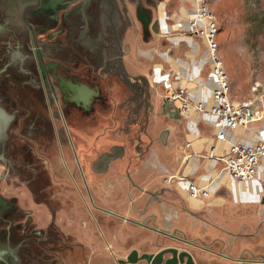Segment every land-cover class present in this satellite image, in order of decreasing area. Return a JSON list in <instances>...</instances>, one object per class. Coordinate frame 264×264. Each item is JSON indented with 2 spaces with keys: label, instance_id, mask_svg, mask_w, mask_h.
<instances>
[{
  "label": "flooded vegetation",
  "instance_id": "obj_1",
  "mask_svg": "<svg viewBox=\"0 0 264 264\" xmlns=\"http://www.w3.org/2000/svg\"><path fill=\"white\" fill-rule=\"evenodd\" d=\"M17 1L7 0V7L14 13L21 8L23 40L8 27L9 21L0 23V34L9 32V43L5 41L4 47L0 43V184L5 182L0 189V246L46 245L61 257V248L86 244V236L76 240L65 234L75 227L71 191L76 187L83 211L103 215L104 224L106 215L128 221L120 211L105 206L103 196L90 193L92 181L100 187L126 185L129 192L140 191L146 196L139 213L148 216L147 232L164 240H187L185 234L170 229L174 216L186 210L184 202L178 196L179 208H173L168 199L172 189L165 183L168 170L153 161L152 70L136 74L124 62L118 31L124 27L123 5L128 4L125 0ZM134 1L128 6L133 16L160 30L158 15L152 22L143 0ZM162 1L146 3L157 7L158 13ZM113 78L122 84L123 98H115ZM110 105L116 113L108 112ZM163 106L161 115L164 102ZM109 117L120 121L116 131L93 128ZM166 135L164 129L159 139L164 142ZM140 169L157 172L164 183L156 190L142 189L134 178ZM63 185L68 186V194ZM153 203L159 211L152 210ZM84 227L90 228L87 223ZM0 264L5 263L0 260Z\"/></svg>",
  "mask_w": 264,
  "mask_h": 264
},
{
  "label": "crops",
  "instance_id": "obj_2",
  "mask_svg": "<svg viewBox=\"0 0 264 264\" xmlns=\"http://www.w3.org/2000/svg\"><path fill=\"white\" fill-rule=\"evenodd\" d=\"M17 3L21 4V0L17 1ZM7 4V0H0V23L5 24V22L9 21L8 27H12L15 29L17 38L21 42L23 40L22 32L24 31L21 20L19 19L21 15V8L20 10H17V13H14L12 12V8L10 9L7 7ZM128 6L129 5H127V7L123 5V25H125V21H129V19L132 20L134 15L133 12L129 10L130 8ZM161 11L162 13H160ZM160 12L158 14L160 30L156 31H159L161 33L160 35L162 36L161 38L167 41V46H165L163 50H159L158 52V56H161L163 62L157 60L156 56H154L155 54L157 55V47H155L154 49H146L147 51H149L147 52L149 53V55L153 54L151 55L152 57L148 56L146 52L139 53L142 48H139L138 50V53L141 57L143 56L144 58H148L150 60H153L154 62V68H150V70H152V74L151 76L149 75L150 81L152 82V84H154L155 87L151 99L155 111L154 116L161 115L160 111L157 112V108L159 106L161 107L162 105V108L164 107L163 103L161 104V101L155 98V93H157V90L159 88H162L164 84L173 81L172 74L175 70H181L184 76L190 78L191 74L186 71V69L191 68L193 76H195L197 79H207L208 82H211V80L213 79L212 75L210 74V69H208L209 67L206 68L209 61L208 56L203 55L201 46H199L198 48L197 46L186 40L184 37H181L179 35L180 32L178 30V25H183V23H185L183 13L181 11H174L173 13H169L166 9V5L160 6ZM166 15H169V17H166ZM8 33L9 32L6 31L0 34V41L3 42L2 44H5V37L8 36ZM179 40L183 41L181 45H179V43H172L178 42ZM182 45H184L186 48L182 49ZM123 50V54H125L126 59L127 54H130L132 52L133 47L131 46V44H126L125 47L123 46ZM19 51H21V48L19 49ZM166 63L167 65H165ZM201 68L204 69L200 71ZM207 69L208 73L206 75L203 74V71ZM148 73L146 72L141 74L147 75ZM176 83L191 86L193 88L192 94L196 98L199 97L204 99L209 96L208 90H196L194 88V85L185 79H181ZM112 87L114 89L113 85ZM164 103L166 104L165 100ZM108 112L112 114L116 113L112 109H110ZM174 112L179 113L177 107H173L171 112L166 108L162 116L170 115V113L175 114ZM179 117L182 118L183 116L179 113ZM186 120L188 130L185 131V141L179 144V150L176 154L177 156L171 159L168 156L166 150L168 149L169 142L172 141V138L176 139V133L172 130L171 127L167 129L164 128L167 135L164 139V142H162L159 139V135L164 129L158 132V129H156V126L154 125V121L156 120L152 119L150 130L152 136L155 138L152 144L155 154V160L153 161L162 163L164 167L167 168L168 171L165 176L186 173L191 174L190 176H193V178H198L200 175L205 176L207 174L206 169L210 165V162L208 160L200 158L198 156H194L193 158L186 160L185 155L191 151L205 152L206 149H208L213 144V142H216L214 138V134L217 131V127L214 126L215 121L210 116L205 114H194L191 116V118H187ZM106 122H108V126L107 128H105V130L110 133H113L114 130L116 131L118 129V126L120 125V121L118 120V118L116 120H113L109 117L106 119ZM201 123H204L206 126L210 127L211 130L208 133H205L200 126ZM94 124L95 126L98 125L97 123ZM228 136L231 139L245 140L255 139L257 136L264 137V120L255 123L252 126L251 131L239 129L229 132ZM188 139H191L193 141L192 148L185 147V143ZM158 140L160 141V145L157 144ZM177 143L172 141L173 147L176 146ZM196 168L198 169V171L197 173L193 174V171ZM134 178L138 182L140 187L144 190H156L159 185H161V183H164L162 182V180H160L159 174L157 172L153 173L150 169H147V172L145 173H143L140 169L137 173H135ZM263 180L264 165L260 169L259 179L255 182L239 184L233 180H230L229 178L224 179V183L220 182L214 185V192L211 198L202 200L190 198L187 195V192L182 188V186L181 189H178L174 185L169 186L171 187L172 191L177 194V196L182 198L186 209L185 211H180L177 217L174 216L170 228L171 233H176L179 236L185 234V238L189 241H196L197 243L201 241V245L206 247L204 249L213 251H210V253L218 257V259L216 258L217 264H224V262L226 264H231V262H227L219 254H226L230 257H237L243 253V247L249 245L252 246L251 248H255L256 254H259V252L264 253V248L260 247L262 243L258 244L263 241V238L258 239V241L260 242L255 241L256 239L254 238H248L249 234H251L249 236L252 237L251 232H253L258 223H262V220L264 219V212L261 208L255 215L254 213H251L252 211H250L249 209L252 204L259 205V198ZM137 192L139 193V200L141 203L140 206H142L146 196H144L140 191ZM172 203L173 208H179V203L174 201ZM151 208L155 211L157 210L158 205L157 207L151 206ZM186 214L189 215L190 219H192V228L196 230L199 229V233L192 234L191 227L185 225L184 222H181L182 218L187 219ZM142 215H144L142 217V220L145 219V217V220H147V214H140V216ZM150 220H148V222ZM156 223L159 225L160 219L156 220ZM253 225H255L254 229ZM180 232L183 234L180 235ZM144 233L147 234V231ZM241 234H245L244 242H238L237 240V237ZM5 235H7V237L10 236L9 234ZM4 238L3 242L6 241V237ZM128 240L137 242V240L132 237H129L127 241ZM86 244L87 245L81 244L69 246L66 258L65 256L58 257L57 255H55V248L53 247L44 248V245L38 247L35 244H33L32 246L28 244V246L17 247L8 243L7 245L0 246V260H2L5 264H117L116 256L112 257L111 260L107 256L109 249L106 243L101 241L92 242L88 240ZM253 244H256V246H254ZM245 255L248 256L247 253H245ZM9 258L12 259V262H10ZM86 258H88V260H85Z\"/></svg>",
  "mask_w": 264,
  "mask_h": 264
},
{
  "label": "rangeland",
  "instance_id": "obj_3",
  "mask_svg": "<svg viewBox=\"0 0 264 264\" xmlns=\"http://www.w3.org/2000/svg\"><path fill=\"white\" fill-rule=\"evenodd\" d=\"M94 1L96 3L98 0ZM158 1L161 0H152V2L155 4ZM125 2L128 5H132V2L135 1L125 0ZM143 2L145 3L144 5L147 6H145V8L147 9L148 13L150 12L149 15L153 22V19L159 14V12H156L157 7L150 6V4L146 3V0H143ZM183 5L186 6V8H190L191 6L187 0H170L166 4V9L169 13H173L174 11L180 12ZM14 6L17 7L15 3ZM17 8L19 9L20 7ZM211 9L217 16L219 25V53L229 73L234 99L241 100L250 96H258L262 98V107L264 109V0H211ZM160 13H162V11ZM118 33L122 47H125L126 44H131L133 47L132 52L127 54L126 59L124 54V62L131 72L136 74L146 72L148 73L150 68H154L153 60L144 58L143 56L141 57L139 54L146 52L148 56L152 57L151 55L153 54L149 55V53H147L149 51L146 49H154L157 47V55L155 54L154 56H156L157 60L162 61L161 56H158V52L167 46V41L161 38L162 36L160 35L161 33L159 31H156L153 26H148V24L144 20H141L138 16H133L130 23L126 21L124 27L120 28ZM5 38V41L9 40L7 36ZM198 41L201 44V50L203 52L205 50V44L202 39H198ZM182 42V40H179L178 42L172 43H179V45H181ZM0 43L2 44L3 42L0 41ZM4 46H6V44H2V47ZM139 48H142L140 52L138 51ZM181 48L185 49L186 47L182 45ZM204 56H208L207 53H205ZM82 60L83 62L85 61L84 58H82ZM82 64L83 63L81 62L80 65ZM165 65H167V63ZM208 67L210 68L209 61L206 68ZM208 69L203 71V74L206 75L208 73ZM113 81L115 82H113L114 90L116 92L115 98H123L124 93L122 84L117 82L115 78H113ZM155 98L160 100L161 104L164 102L165 97L162 88L157 90V93H155ZM177 106L178 102L166 101V108L170 112L172 111L173 107ZM111 108L112 107L110 105L109 110ZM159 111H162V105L161 107L159 106L157 108V112ZM174 113L175 114L170 113V115L167 116H152V119L156 120L154 121V125L156 126V129H158V132L164 128L167 129L171 127L176 133V139L172 138V141L177 143L179 140L177 145L173 147L172 141H170L169 147L166 150L168 156L171 159L177 156L176 154L179 150L178 146L180 143L185 141V131L188 130L186 125L187 117L182 115L184 118H180L179 113ZM107 126L108 122H106V119L103 121V123H99L97 126L93 124V128L97 129L98 131L107 128ZM200 126L205 133H208L211 130V128L206 126L204 123H201ZM157 144L160 145L159 140L157 141ZM159 177L163 182V176L159 175ZM0 185V189L3 190L5 182L2 181ZM64 188L65 193L68 194V186L65 185ZM89 189L93 196L97 194L103 196L105 199L103 204L111 209L120 211L122 216L127 218L128 221L115 216L104 215V219L106 220V224H104V220L100 218L103 215L99 214L98 212L90 214L91 212L89 210L83 211L80 209L83 198L80 196L81 192L79 188L76 187L75 190L71 191L74 199L73 207L75 214V227L71 229V233L65 231V234H70L71 237L74 239L76 238V240H82L81 237L86 236L87 241H101L106 243L109 249L107 256L110 258V260L114 256H116L117 259L125 258L128 252L133 248H138L141 253L144 251L156 252L160 247L172 244L191 251L194 254L198 264H217L216 260L218 257L212 255L210 252L201 250L199 248H194L191 245L178 243L175 240L160 239L156 232H147V234L144 233L148 231L145 226L146 217L142 220L144 215L140 216L141 213H139V209H141V203L139 200V193L136 190L129 192V189L126 185L117 187L113 186L112 184H106L100 187L99 185L94 184L93 181L90 183ZM89 198L90 197L88 195V199ZM168 199L170 202L174 201L179 203L178 196L174 191H169ZM156 204L157 203H153L152 207H157ZM249 209L252 211L251 213H254L255 215L257 214V211L259 212L260 206L258 204H252ZM159 210L160 208L158 207L157 211ZM186 216L187 219L182 218L181 222H184L185 225L191 227L192 234L199 233V229L196 230L192 228L193 222L189 215L186 214ZM149 222L152 224L153 220ZM85 223H87L90 228H85ZM254 227L255 225H253V229ZM251 233L252 237H250L249 235L251 234H249L248 238H254L256 239L255 241L263 238V241H258L260 242L258 244L262 243L260 247L264 248V227H262L261 223H258ZM244 235L245 234H241L237 237L238 242H244ZM129 237L135 238L137 242L130 240L127 241ZM155 243L158 245L155 246ZM199 243L200 246H202V242L200 241ZM254 246H256V244ZM251 247V245L243 247V252L247 254L251 252L255 255H264V253L260 252L259 254H256L255 248ZM68 248L69 245L61 248L62 257L65 256L67 258ZM85 260H88V258Z\"/></svg>",
  "mask_w": 264,
  "mask_h": 264
},
{
  "label": "built area",
  "instance_id": "obj_4",
  "mask_svg": "<svg viewBox=\"0 0 264 264\" xmlns=\"http://www.w3.org/2000/svg\"><path fill=\"white\" fill-rule=\"evenodd\" d=\"M169 1L163 0L161 5L165 6ZM187 1L191 6L186 8L183 5L181 8L185 23L178 25L179 35L198 48L201 46L198 39L203 40L205 50L202 53L208 55L213 79L211 82L207 79L199 80L193 76L191 68L186 69L191 74L190 78L184 76L181 70H175L172 74L173 81L164 84L162 88L165 101L178 102L177 110L181 115L191 118L194 114H205L214 119V126L217 127L214 134L216 142L205 152L191 151L185 155L186 160L198 156L210 162L205 176L193 178L191 174H174L167 176L165 183L178 189L182 186L190 198L202 200L211 198L214 185L224 183V179L229 178L239 184L252 183L259 179L260 169L264 165V137L257 136L250 140L231 139L228 133L239 129L251 131L255 123L264 120V109L262 98L258 96L241 100L233 97L229 73L219 53V25L217 16L211 9V0ZM181 79L191 82L196 90H208L209 96L204 99L196 98L192 94L191 86L176 83ZM192 146L193 141L188 139L185 147ZM197 171V168L194 169L193 174ZM259 206L264 212V180Z\"/></svg>",
  "mask_w": 264,
  "mask_h": 264
},
{
  "label": "water",
  "instance_id": "obj_5",
  "mask_svg": "<svg viewBox=\"0 0 264 264\" xmlns=\"http://www.w3.org/2000/svg\"><path fill=\"white\" fill-rule=\"evenodd\" d=\"M261 225L264 226V219ZM172 240L178 243L191 245L194 248H199L207 252L211 251L209 249H204V247L195 244L193 241L182 240L180 238H174ZM157 245L158 244L155 243V246ZM219 255L227 262H231V264H264V255H255L251 252H249L248 256L245 255V252L237 257H230L226 254ZM117 262L118 264H198L191 251L175 245L162 246L156 252L144 251L141 253L138 248H134L125 258L118 259ZM224 264L226 263L224 262Z\"/></svg>",
  "mask_w": 264,
  "mask_h": 264
}]
</instances>
